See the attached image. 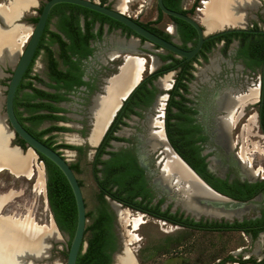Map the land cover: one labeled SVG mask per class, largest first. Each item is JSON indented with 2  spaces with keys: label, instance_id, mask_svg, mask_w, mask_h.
<instances>
[{
  "label": "flooded vegetation",
  "instance_id": "flooded-vegetation-1",
  "mask_svg": "<svg viewBox=\"0 0 264 264\" xmlns=\"http://www.w3.org/2000/svg\"><path fill=\"white\" fill-rule=\"evenodd\" d=\"M2 1V3L8 2V0ZM35 1L36 5L30 7L32 9L31 11L29 9V13L11 22L13 24L19 23V20L26 22L28 24L25 25L29 26L32 31L43 5L38 8V1ZM198 1L194 0L189 6L185 0H178V3L181 9L188 11L186 14L193 16L196 9L201 11V7L197 5ZM203 1L205 0L200 2L202 7ZM100 3L102 2L100 1ZM102 4H107L106 0ZM261 5V2L255 1L253 6L246 10L245 28L252 31L227 33L212 38L215 40L211 48L203 51L204 43L212 39L205 41L200 51L192 58L194 60L191 62V67L186 68L182 64L188 63L192 59L184 61L183 58H178L167 51L166 54H157L158 61H160L159 67L152 68L153 71H150L145 77L142 75L141 82L129 97L122 99L96 144L90 142L95 120L91 113V107L97 97L106 94L105 87L110 79L119 74L120 66L127 52L120 50L115 57H110L109 53L117 41L125 43L131 38H136L138 40L136 49L146 41L110 20H101L90 15L84 16L83 13H79L77 19L63 20L60 14H55L51 18L48 16L42 35L45 29L49 32L45 33L43 40H41V35L32 60L17 86L13 100L14 112L17 110L24 117H33L24 120V125L31 128L35 133L43 131L42 138L49 139L51 145L55 146V150L60 154L63 155V150L74 151L78 156L86 151L88 153L93 152L91 172L99 190L101 187L100 180L111 185L115 180L114 178L119 176L122 186L120 194L115 193L117 185L114 184L111 191H105L104 197L110 198L112 202H117L120 206L140 211L141 213H136V215H140L142 224L148 221L147 217H150L177 229L185 230L186 235L183 238L172 241V244L170 243L167 247V249L175 251L170 253L171 256L181 254L175 249L186 247V254L189 255V259L193 258L190 257L193 255L194 263L200 264L203 261L204 250L207 249L204 247L207 235L212 237L214 236L212 234H217L216 239H222V235L226 233L238 232L243 236L246 244L236 246L235 251L228 252L209 264H264V185L262 189L244 200L235 198L215 187V185L220 184L231 192H238L244 189L246 183L253 184L264 181V175L260 178L257 177L258 173L254 174L249 165L239 157L240 145L234 139L239 135L238 131L242 135V126L253 115V124L256 130L249 132V135L262 138L264 145V136L262 135L264 133V78L262 74L264 33L257 32L264 29V11L259 7ZM35 11H37V15L34 14ZM157 11V17L151 25L159 22L158 8ZM70 12V10H66L65 14L69 15ZM171 21L174 24L173 32L169 33L163 30L169 34L167 40L177 42L174 39L177 38L180 41L177 42L179 46L184 48L178 25L175 21ZM0 24L5 26L1 19ZM6 25L9 27L10 23H6ZM51 32L56 33L59 38L52 37ZM26 43L23 45L24 47ZM194 45L187 42L185 49ZM215 47L220 48L222 57L221 64L215 65L216 75L213 77L209 75L213 70H208L205 73V70L211 67L207 65L205 69L199 71V75H202L203 78L199 83H196L198 67L194 63H208L210 53ZM86 48L90 49L88 54L81 55ZM155 48L159 47L155 46ZM168 53H171L172 58L163 60L162 55ZM39 56H41L40 63L37 65L38 69H35L34 65ZM261 57H263L261 64H255ZM6 59H8L7 62H2H5V66L1 67L0 80L6 74L10 79L12 65L15 63L9 57ZM115 62H118L115 71L108 74L111 70V64ZM185 69L192 74V77L182 79L186 84L184 89L178 80ZM234 71L237 74L236 79L230 73ZM168 74L169 76L174 74L172 79L168 78L169 86H160V79ZM252 75H257L258 80L257 82H250L253 87H249L246 84V77ZM237 78L240 81L235 82ZM9 79L6 84H8ZM251 89L257 90V98L252 102H247L245 108L237 109V114L241 113L234 124L228 128L221 126V118L226 113V110L220 106L222 97L229 93L230 98L236 99L241 95L248 94ZM47 94H53L55 97ZM16 100L17 104L15 105ZM30 103L35 104V106H30ZM47 103L59 107L61 110H49L45 106ZM252 103L255 108L251 107V110H254L248 113L246 107ZM76 107H87L88 115L85 117L88 122L87 120L83 121V118H77L78 121L76 120L75 124L70 122L72 118L70 113H73L72 111ZM168 107L171 111L169 115L167 113ZM31 109H34V112L30 114L29 110ZM154 111L157 113L152 114ZM259 112H261L263 130L258 122ZM49 113L59 117H42V115ZM15 115L17 117L16 112ZM154 118L161 122L162 127L150 123L151 119ZM19 122L21 123L20 120ZM46 123L47 125L44 127L41 126ZM160 129L163 131L165 142L169 148L184 165H188L197 174L211 192L220 198L218 201L226 200L220 196L222 195L228 199L248 202L250 208L242 214H231L230 216L196 214L171 199L169 191L161 186L162 167L166 159V144L153 145L155 140L153 132ZM63 133H73L72 135H75L78 141H56V136ZM14 137L17 138V144L13 141L12 144L18 145L22 149L27 147L25 143L22 146L18 140L19 137ZM81 141L85 142V145L80 143ZM65 145H71L72 148ZM69 164L74 167L72 169L74 173L78 171V163ZM131 192H136L132 199L129 198ZM210 206L223 208L222 206ZM109 208L116 215L112 203ZM249 210L253 211L251 215L247 214ZM114 231L116 248L111 253V263L117 250L120 247L118 252L120 253L125 242L122 241L115 229V221ZM195 234H199V240L195 239ZM260 236L263 241L256 244V240ZM227 237L225 236V238ZM140 239L138 234V240ZM225 244L226 241L220 242L222 248ZM170 259H176L178 264H184L183 260H185L181 257ZM186 261L188 264H192L188 259Z\"/></svg>",
  "mask_w": 264,
  "mask_h": 264
},
{
  "label": "rangeland",
  "instance_id": "rangeland-1",
  "mask_svg": "<svg viewBox=\"0 0 264 264\" xmlns=\"http://www.w3.org/2000/svg\"><path fill=\"white\" fill-rule=\"evenodd\" d=\"M37 1H38L37 5L39 8L41 7V5L44 3L45 0H37ZM96 1H99V0H96ZM193 1L194 0H185V2L187 3V6L191 5ZM206 1L208 0L203 1V7H202V4L200 3L201 0H199L197 5L198 7H201V11H200L201 13L197 9L193 13V16L196 17L199 21H200V18L202 17V10L204 8V4ZM256 1L262 3V5L259 7H261V9L264 11V0H256ZM2 2L3 1L0 0V4H6ZM106 3L115 5L116 0H106ZM29 9L26 12H24V15L26 13H29L32 8L30 9V11ZM157 13L158 11L155 6L154 0H129L127 2V8L125 12V14L129 15L130 17L137 19L144 23H147V22L150 23L154 21V19H156L157 17ZM34 14L37 15V11H35ZM18 22L28 24L26 22H22L21 20H19ZM153 25H155L156 27L164 31H168L169 33L173 32L174 24L171 21V19L166 15H162L159 22L154 23ZM174 39L177 42H180L177 38H174ZM134 42H135V45L133 48H131ZM137 42L138 40L136 38H131L129 41L125 43L123 41H117L113 49L110 51L109 55L112 52L121 50V51H126L127 52L125 53L126 55L135 54V55L146 58L148 66H146V70L143 73V77H145L148 75V73H150V71H153L154 68L156 69V67H159L160 61H158L157 54H166V51L160 48H155V46L149 44L148 42H143V44L137 47L136 49ZM23 48L24 46L21 47V50ZM130 49H133V50H130ZM18 56H19V53L16 51L14 55V61H16ZM40 58L41 56H39V58L37 59V62L34 65L35 69L36 68L38 69L37 65H39L40 63ZM221 58L222 57H221L220 48L215 47V49L212 50V52L210 53V61L208 63H202V64L194 63L198 67V70L196 71V74H198V77L195 79V82L199 83L201 78H203L202 75H199L200 74L199 71L205 69L207 65L211 67L205 70V73H207L206 71L208 70L210 71L213 70V72L209 75L211 77L216 75L214 68H215V65L218 66V64H221L222 62ZM117 64L118 62L111 64V70L108 72V74H111L112 72L115 71V67ZM173 73H175V71H173ZM230 73L231 75H233V77H235L234 79H236L237 74L235 73V71L230 72ZM173 75L169 76L168 74L164 78H161L159 85L162 86L164 83L169 82L168 78L172 79L174 77ZM8 79L9 78L7 77V74H6L0 80V97H1L0 115L4 114L3 101H4L5 89L7 86L6 83ZM257 80H258L257 75L246 77V81H247L246 84L249 87H253L252 85H250V82H257ZM237 81H240V79L237 78L235 82ZM250 92L248 94H244V96L249 95ZM252 100L254 101L255 98H250V97L247 98L245 101V105L247 102H252ZM221 105H222V101L220 102V106ZM251 107L255 108V105L252 103L246 107V111L248 113L253 112L254 109L251 110ZM72 112L73 113H70V115L72 116L70 122H74L75 124V122L78 121L77 118H80V119L83 118V121L87 120V118L85 117V115H88L87 107H82V108L76 107V109ZM155 113L157 112L154 111L152 114H155ZM251 118H253V120H251ZM154 120H157V118L151 119L150 123L152 125H154L153 124ZM253 122H254V116L251 115L247 119V123L242 126V135L238 131L239 135L237 136V138H234V139L238 141V144L240 145V147L244 146L246 148L247 160L251 161V167L253 168V170H255L258 173L257 177L260 178L262 175H264V156L258 151H255L254 146L255 145L263 146V140L262 138L258 136L249 135L250 134L249 132H255L256 130V127L254 126ZM45 125H47V123L42 124L41 126L44 127ZM157 131H154V132H157ZM72 134L73 133L58 134L55 140L62 141V142H67V141L77 142L78 141L77 137ZM154 137H155V140L153 142V145L154 146L160 145L158 138L156 136ZM16 140L17 138L13 137L12 141L15 144H17ZM80 143H83V145H85V142L81 141ZM23 150L24 152H27L29 149L27 147H24ZM62 153L69 163L79 164V169L78 171L75 172V174H76V177L81 182V190H82L85 205H86V213L88 214L86 225H89L92 221V216L95 214V211L99 203V188L95 184V181L93 179L92 172H91V160H92L93 152L88 153L86 151L81 156L76 155L74 151L63 150ZM165 158H166V151H165ZM165 162H166V159H165ZM164 164H163V167H164ZM38 166L42 168V170L44 171L43 188L41 187L42 184H41V181L39 180L38 169H37ZM32 167L34 169L32 168L33 176L31 178H27L25 176L16 177L8 170H0V196L7 195L8 200H9L5 203V205L1 209L0 215H4V216L13 215L17 218H22V217H25V215L30 214V216L35 221V223H37L40 226H44L46 228L55 226L53 214L49 206L47 194H46L47 171H46L43 161L40 160V158L36 154L33 160ZM163 167H162V172H163ZM174 171L175 170L173 169L171 170L170 179H167L166 183L162 181V185H161L163 188L169 191V196L171 198L173 196L174 197L177 196L176 192H182L180 189L182 190L186 189L185 188L186 180L178 172L176 171L174 172ZM170 182H172V184ZM177 183L180 185L179 190L176 185ZM105 199H107L108 204L111 207L112 200L108 197H105ZM175 202L176 203L179 202V204H181L185 209L189 210L179 200H175ZM120 207L122 208V210H124V212L128 211L131 214L141 213L140 211H137L136 209H132V208L125 207V206H120ZM251 213H253L252 210H249V212H247L248 215L249 214L251 215ZM115 217H116L115 219L116 231L121 236L122 241L127 240L129 237L128 229H131V227L125 224L123 217L118 216L117 214L115 215ZM147 218H148V221L144 224H141L140 229L136 231V233L139 234L141 239L135 240L131 244V247L134 250L133 253L136 257L137 264H178V262H176V259L174 260L170 259L172 257L184 258L185 259L183 260L184 264H188L186 261L187 259L189 260V262H192V264H195L194 256L193 255L190 256L193 258L189 259V255L186 254L187 253L186 247L175 249L178 253H181V254H177L173 256H171L170 253L171 252L174 253L175 251L167 249V247H169V244L170 243L172 244V241L174 242V240L176 239L178 240L181 237L183 238L186 235L185 230L177 229L172 225L163 223V221H156L155 219H151L150 217H147ZM143 219L145 220V218ZM59 235H60V238L58 240H54L53 238H50L48 240L50 244L49 255L43 261L37 262L38 264H46V263L47 264H65V259H66L70 237H69V234L63 230H60ZM212 235L214 236L210 237L209 235H207V238H206L207 240L204 246L207 249L204 250V254L202 258L203 261L200 264H209L216 258L222 257L226 255L228 252L235 251L236 246L239 247L242 244H246V241L244 240L243 236H241L238 232L237 233L236 232L226 233L222 235V239L220 238L216 239L217 234H212ZM88 236H89V231L85 233V239L88 238ZM225 236H228V237L225 238ZM198 237H199V234H195V239H198ZM221 241L223 242L226 241V244L224 245L223 248L220 246ZM262 241L263 239L260 236L257 238L256 244H258V242L262 243ZM119 251H120V247L117 250V253ZM162 253H165V255H162ZM111 264H116L115 259L112 261Z\"/></svg>",
  "mask_w": 264,
  "mask_h": 264
},
{
  "label": "bare ground",
  "instance_id": "bare-ground-1",
  "mask_svg": "<svg viewBox=\"0 0 264 264\" xmlns=\"http://www.w3.org/2000/svg\"><path fill=\"white\" fill-rule=\"evenodd\" d=\"M128 1L129 0H117L115 7L125 13ZM254 2V0H208L204 4L200 22L207 30L214 31L218 30L222 25H244L245 20L241 18L242 15L236 14L234 10L238 4L251 7ZM35 3V0H9L7 4H0V19L5 23V27H0V62H3L7 55L11 61H14L16 51L18 53L20 52L21 47L26 43L31 32V28L23 23H15L9 27L6 23H11L21 12L24 13L27 9L35 5ZM134 45L135 42L132 44L131 48H133ZM118 53L119 51L112 52L109 56L115 57ZM125 58L126 62L124 65L120 66L119 74L110 80L108 79V84L105 87L106 94L97 97L94 105H91V113L95 119L90 136L91 144L97 143L106 126L109 124L114 112L119 107L120 102L135 83L141 79L146 70V66H148L146 58L142 56L127 54ZM162 86L168 87L169 83H164ZM249 97L256 99L257 90L251 89L249 95H241L236 99L230 98L229 93L222 97L221 107L226 110V113L221 118V126L223 125L225 128H228L231 124L236 122L241 113L237 114V109L244 107L245 101ZM251 120H253V118H251ZM153 124L162 127L161 122L158 120H154ZM153 135L158 138L160 144H166V162L163 167L162 181L166 183V180L170 179V172L172 169L186 180V189L184 190L179 188L180 185L178 183L176 184L178 190L180 189L182 192H176L177 196L172 197L174 200H179L186 208L197 214L206 213L217 216H230L231 214H242L250 208L248 205L247 207L244 206L236 208L235 210H225L221 207L215 208L208 205L207 202H215L220 198L192 176L191 172L165 142L162 129L154 132ZM8 139L9 132L2 123V118L0 116V170H8L16 177L25 176L31 178L33 176L34 168L32 166L35 153L29 149L24 154H21L15 147H8ZM254 148L255 151H258L264 156V145H255ZM246 153V148L241 146L238 153L239 157L246 162L250 170L256 174L257 172L251 167V161L247 160ZM37 169L39 180L42 184L41 187L43 188L44 171L39 166ZM170 183L172 184V182ZM7 201H9L7 195L0 196V211ZM112 206L116 214L124 218L125 224L131 227V229H128V239L124 240V252L115 254L114 259L116 264H135L136 260L131 244L135 240H138V233H136V231L139 230L142 224L141 217L140 215L131 214L128 211L124 212L118 203L112 202ZM45 236H49L54 240L60 238L54 226L48 228L40 226L35 223L30 214L22 218H17L13 215L0 216V264H38L34 257H48V248L50 244L45 239Z\"/></svg>",
  "mask_w": 264,
  "mask_h": 264
},
{
  "label": "water",
  "instance_id": "water-1",
  "mask_svg": "<svg viewBox=\"0 0 264 264\" xmlns=\"http://www.w3.org/2000/svg\"><path fill=\"white\" fill-rule=\"evenodd\" d=\"M154 2H155L156 8H158L164 15L181 19L187 22L188 24H190L195 29L197 33V41L193 47L189 49H185V48L180 47L179 44L175 42L174 40H167L163 38L162 36L144 27L136 19L118 10L115 7V5L108 6L107 4H102L100 3V1H96V0H45L41 7V10L37 17V21L30 33L29 39L24 49L20 52L15 63L12 65V73L10 75L8 84L6 86V92H5L4 101H3L4 114L0 115L2 118V123L5 125L6 129L9 132L8 147L10 148L15 147L21 154L25 153L24 150L20 146L12 144L13 137L17 136L21 140H23L27 148L31 149L38 157H39V154H41L47 159H49L50 161H52L61 170V172L67 179L70 185V188L72 190L74 199H75L76 226H75L74 234L71 238L70 244L67 249L65 264H76L77 256H78L81 246L85 248L87 245L86 241L84 240L86 220H87L86 205H85L83 193L81 190V185L74 171L72 170L68 160L62 154H60L57 150L53 149L51 146L47 145L46 143H44L43 141L39 140L34 135H32L28 130H26V128L17 119L15 112H14V107H13V100H14V95H15L17 86L20 80L22 79L24 72L26 71L27 67L29 66L32 60V57L35 53L38 42L44 30L49 13L52 7L58 3H70V4L78 5V6L93 10L95 12L101 13L113 20H116L123 26L127 27L129 30H131L137 36L143 38L149 44L158 46L164 51L171 52L172 54H174V56L178 58H183L184 61L191 60L200 51V49L203 46V43L209 39L216 38L220 35L227 34V33L252 31V30L246 29L245 24L244 25L227 24V25H222L216 31L207 30V28L194 16L167 8L164 5L163 0H154ZM249 8L251 7L247 5L238 4L234 12L238 15L241 14L242 15L241 18L245 20L246 19L245 13H246V10ZM23 15H24L23 12H21L19 16L13 19V21L18 20ZM12 24L13 22L10 23V25ZM2 27H5V26L2 25ZM257 32L264 33V29L261 31H257ZM7 60L8 59H4L3 61L7 62ZM5 62L4 63L0 62V75H2L1 67L5 66ZM125 62H126V58H124L122 65H124ZM262 74L264 78V62L262 65ZM140 82L141 81L139 80L135 83V85L128 91L125 98L129 97V95L133 92V90L137 87V85ZM258 122H259L260 127L263 130V127L261 124V112L258 113ZM262 135L264 136V133ZM185 166L187 167V169L191 172L192 176L198 182L202 183L206 188L210 190V188L207 187L201 181V179L197 176V174L188 165H185ZM46 179H47V176H46ZM220 196L225 198L226 200L215 201L211 203L207 202V204L215 205V206H222L224 209H236V208L248 206V202L236 201V200L228 199L222 195ZM54 225H55L54 226L55 230L59 233L60 229L58 228L55 221H54ZM50 238L51 237L49 236L47 237L45 236V239L47 241ZM49 248H48V255H49ZM123 252H124V247L120 253H123ZM34 259H36L35 260L36 262H40V261H43L45 258L34 257ZM135 260H136V257H135ZM135 264H137V261ZM231 264H234V263H231Z\"/></svg>",
  "mask_w": 264,
  "mask_h": 264
},
{
  "label": "trees",
  "instance_id": "trees-1",
  "mask_svg": "<svg viewBox=\"0 0 264 264\" xmlns=\"http://www.w3.org/2000/svg\"><path fill=\"white\" fill-rule=\"evenodd\" d=\"M102 3L105 2V0H100ZM164 5L172 10L180 11L183 13H188V11L183 10L179 7L178 0H163ZM197 1L195 2L196 5ZM194 5V6H195ZM66 10H70V14L67 15L65 14ZM193 10V9H192ZM83 13L84 16H92L95 18H99L101 20H110L111 22L115 23L118 26L124 27L128 32L132 33L131 30H129L127 27L123 26L119 22L101 14L95 11H92L90 9L70 4V3H58L53 6L51 9V12L49 14V18H51L55 14H60V17L64 19H77L78 14ZM164 15L160 10H159V18L158 20L161 19V16ZM171 20L175 21L178 25V30L180 32L181 39L183 41V47L186 48V43L191 42L192 45H194L197 41V33L195 29L188 24L187 22L175 18V17H170L168 16ZM137 20V19H136ZM142 25H144L146 28L149 30L153 31L154 33L168 39L169 34L165 33L163 30L154 27L152 22L150 23H143L140 22ZM49 32L47 29H45L42 39L45 37V33ZM52 37H57L59 36L51 32L50 33ZM215 39H212L211 41H208L204 43L203 46V51L209 50L211 46L213 45ZM90 51L89 48H86L81 55L88 54ZM172 58L171 53H168L167 55H162V59H168ZM263 57L257 60L255 64H261ZM177 61V59H175ZM191 61L188 63H184L182 65H185L186 68L191 67ZM192 77V74L187 71L186 69L180 74V78L178 80V83L180 84L181 87L184 89L186 88L185 82L182 81L183 78L189 79ZM49 96H54L53 94H47ZM17 93H16V98H17ZM61 98V97H58ZM17 100L15 101V105ZM30 106H35V104H29ZM46 108H49V110H61L59 107H56L50 103L45 104ZM17 107V106H16ZM30 114L34 112V109L29 110ZM18 119L21 121V123L24 125V120L30 119L33 117H24L21 115V112H18L15 110ZM167 113L168 115L171 114V111L169 107L167 108ZM42 117H49V118H58L59 116L54 115L52 113L42 115ZM25 126V125H24ZM27 130L32 133L36 138L39 140L43 141L47 145L51 146L53 149H55V146L51 145V141L49 139H43L42 134L44 133L41 131L40 133H35L32 131L31 128L25 126ZM20 140L22 146L24 145V141L21 139ZM68 148H72L71 145H65ZM40 160L43 161L46 171H47V180H46V194H47V199L49 206L51 208L53 218L55 223L57 224L58 228L60 230L66 231L69 234V243L70 244L71 238L74 234L75 226H76V204H75V199L72 193V190L70 188V185L61 172V170L49 159L44 157L43 155L39 154ZM106 164V163H105ZM72 169L74 167L70 165ZM97 171V170H96ZM105 174V173H104ZM119 176H116L112 182L111 185L109 183H106L104 180H100V190H99V203L98 207L95 211V214L92 216V221L89 225H86L85 228V233L89 231V236L88 238L84 240L86 241L87 245L85 248L81 246L80 251L77 256L76 264H111V253L112 251L115 250L116 248V235L114 231V221H115V215L113 211L109 208V205L104 197L105 191H111L113 188L114 184L117 185L116 192L117 194H120L121 192V183L119 181ZM80 183V181H79ZM81 185V183H80ZM264 181L256 182L253 184H248L246 183L245 187L243 190H240L238 192H231L227 190L224 186L217 184L215 187L223 192H226L228 194H231L235 198H238L240 200H244L249 198L250 196L254 195L256 192H258L260 189L263 188ZM136 194V192H131L129 194V198L132 199V197ZM88 214L86 213V217ZM259 264V263H255Z\"/></svg>",
  "mask_w": 264,
  "mask_h": 264
}]
</instances>
